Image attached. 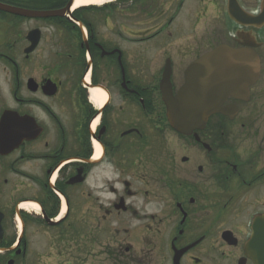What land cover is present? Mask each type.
<instances>
[{
	"label": "flooded vegetation",
	"instance_id": "obj_1",
	"mask_svg": "<svg viewBox=\"0 0 264 264\" xmlns=\"http://www.w3.org/2000/svg\"><path fill=\"white\" fill-rule=\"evenodd\" d=\"M69 1L0 0L27 11L0 8V264L58 254L87 264L95 245L118 264H255L264 24L244 16L262 0H116L44 14ZM222 44L256 52L260 74L224 102L230 114L183 134L160 89L167 59L176 93L186 67Z\"/></svg>",
	"mask_w": 264,
	"mask_h": 264
},
{
	"label": "water",
	"instance_id": "obj_2",
	"mask_svg": "<svg viewBox=\"0 0 264 264\" xmlns=\"http://www.w3.org/2000/svg\"><path fill=\"white\" fill-rule=\"evenodd\" d=\"M66 7L44 12L45 15H64ZM0 8L25 14L26 10L0 3ZM246 23L260 26L264 23V0L261 12L249 15ZM260 63L255 52L220 45L215 50L194 60L185 71V83L175 95L170 80L171 65L168 61L161 90L168 109L171 124L183 133L204 128L210 115L216 112L228 113L222 106L229 95H234L240 82H254L259 75ZM247 80H246V79ZM253 250L255 264H264V216H258L253 223V238L249 243Z\"/></svg>",
	"mask_w": 264,
	"mask_h": 264
},
{
	"label": "rangeland",
	"instance_id": "obj_3",
	"mask_svg": "<svg viewBox=\"0 0 264 264\" xmlns=\"http://www.w3.org/2000/svg\"><path fill=\"white\" fill-rule=\"evenodd\" d=\"M176 23H177V21L175 22V25H176ZM192 40H194L193 39V35H191L189 37V41H192ZM257 100H259L260 105H262L261 104L262 99H255V104L256 105H257ZM150 210H151L150 206H148V208H146V209L143 208V214L146 213V212H150ZM105 237H108V236H105ZM99 250H102V248H100L99 246L95 245V247H94L95 256L94 257H90L89 262L87 264H118V263H116V260L114 258L108 257V255L106 256V255L102 254ZM51 260H53V261H51ZM51 260L49 261L48 259H46L48 264H68V263H65V262H66V260H69V258L67 256H61V255L58 254V257L55 256ZM72 261L75 264V258H72ZM72 261H71V263H72ZM153 261H154L155 264H165L163 257H159V256L158 257H154Z\"/></svg>",
	"mask_w": 264,
	"mask_h": 264
},
{
	"label": "bare ground",
	"instance_id": "obj_4",
	"mask_svg": "<svg viewBox=\"0 0 264 264\" xmlns=\"http://www.w3.org/2000/svg\"><path fill=\"white\" fill-rule=\"evenodd\" d=\"M109 1H114V0H75V3L73 5V9L77 8L81 5H90V4L102 5L103 3H106ZM95 93L100 96L101 101H102L104 98V93L101 90H95Z\"/></svg>",
	"mask_w": 264,
	"mask_h": 264
}]
</instances>
